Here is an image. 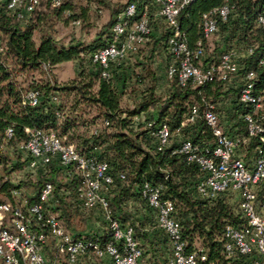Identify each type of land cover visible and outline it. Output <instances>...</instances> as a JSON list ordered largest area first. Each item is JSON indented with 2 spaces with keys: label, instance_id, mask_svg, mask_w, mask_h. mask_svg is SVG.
<instances>
[{
  "label": "trees",
  "instance_id": "16d2710c",
  "mask_svg": "<svg viewBox=\"0 0 264 264\" xmlns=\"http://www.w3.org/2000/svg\"><path fill=\"white\" fill-rule=\"evenodd\" d=\"M224 2L232 5V13L219 23L215 33L219 41L209 57L202 55L201 63L208 66L217 63L224 52L243 50L241 73L254 71L255 89L264 95V66L258 64L264 48V27L258 22L259 17L264 19V0H194L178 16L180 28L186 33L189 45L194 46L202 37V14ZM40 3L41 0L20 20L8 9V0L0 1V43L3 45L0 51V163L8 176L1 180L0 195L10 199L11 189L29 185L27 177L17 184L9 178L12 171L24 165L17 144L28 138L25 128L51 129L81 154L109 164L114 183L106 198L112 216L122 225L133 228L134 238L142 249L140 262L166 264L170 252L169 239L156 224V210L141 196V188L147 182L160 185L162 198L173 201L187 250L200 248L205 255V259H198L195 264H246L244 256L228 257L223 251L225 226L244 222L237 212L234 194L223 192L212 200L199 196L196 186L203 176L199 167L187 163L175 152L179 145L177 138L158 150L154 134L162 123H167L172 132L179 128L181 135L190 138L201 151L211 147L212 136L203 119L181 126L193 104L202 109L204 101H208L215 104L216 111L226 121L223 126L226 133L247 137L241 117L251 108L237 101L238 88L219 80L202 86H180L176 81H167L163 95H156L158 80L162 79L165 63L170 59L163 44L167 30L159 36L155 34L154 41L148 42L142 54L139 49L131 58L111 63L109 76L103 77L102 68L92 62L91 55L113 40L111 28L123 5L110 9L108 22L90 42L64 44L55 37L53 18L62 13L73 15L71 6H64L62 0L59 6L47 7L39 13L36 9ZM38 27L39 36L35 41L34 32ZM249 47H253V53L245 55ZM160 53H164L165 63L159 66L160 70L154 66L150 68L152 56ZM66 61L76 65L75 76L67 81L58 82L53 73H48L44 81L33 78L25 90L17 81L19 74L40 70L43 66L52 72ZM26 90L39 92L35 106L22 102L21 96ZM129 92L134 106L123 108L121 99ZM8 127L12 129L10 138L5 135ZM257 144L256 137H249L240 144L239 153L248 159L253 156ZM120 173L124 174L123 179L119 178ZM45 181H50L54 187L51 208L68 230L76 237L98 240L101 244L109 240L100 233L101 228L96 227L101 221L104 225L103 217L98 221L94 220L95 216L91 218L88 213L97 215L95 210L84 209L78 200L77 178L65 175L57 161L52 160L44 169L38 168L33 188L26 189L35 194ZM257 198L264 201V181L259 186ZM81 210L86 211V215L80 213ZM46 256L54 257L50 253ZM86 256L95 264L103 261L92 253Z\"/></svg>",
  "mask_w": 264,
  "mask_h": 264
},
{
  "label": "built area",
  "instance_id": "2783aa9c",
  "mask_svg": "<svg viewBox=\"0 0 264 264\" xmlns=\"http://www.w3.org/2000/svg\"><path fill=\"white\" fill-rule=\"evenodd\" d=\"M194 0H123L121 10L115 16L111 31L113 40L96 50L91 60L101 68L103 77L109 76L111 63L131 58L139 47L150 42L167 30L165 53L170 55L162 76L167 81H176L180 86L191 84L202 86L219 80L238 88L237 101L249 106L250 111L242 114L247 137L232 136L225 132L226 122L216 111L215 104L204 101L203 108L193 104L181 122L193 123L198 118L204 120L210 130L213 144L203 151L190 138L181 135L179 128L172 132L167 123H162L154 133L157 149L162 150L177 138L175 152L182 155L187 163L196 164L203 173L196 190L199 196L212 200L223 192H232L237 200V212L243 223L227 224L224 228L223 251L230 257L235 254L246 258V264H264V201L257 198V192L264 181V95L256 91V74L252 70L241 73L240 62L243 53L231 49L224 52L220 60L208 66L201 63L204 54L203 40L211 38L218 30L220 22L228 19L233 7L228 2L215 6L201 16L202 37L190 46L186 33L180 28L178 16ZM39 0H8L7 7L20 20L29 15ZM62 0H52L57 7ZM153 20L163 21L164 27L154 33ZM258 22L264 27V19ZM80 24V20L74 21ZM159 33V34H158ZM157 34V35H155ZM203 39V40H202ZM3 45L0 43V51ZM253 47L244 51L253 53ZM264 66V48L258 60ZM22 102L35 106L39 92L26 90ZM28 138L17 144L22 154L24 167L36 174L56 160L65 175L77 178L75 185L78 200L86 210H99L104 225L99 223L100 233L109 240L101 244L98 240L76 237L68 230L52 210L53 184L42 183L37 193L29 192L24 186L13 188L10 199L0 201V264H50L46 253L61 257L66 264H83V258L92 253L99 260H109L112 264H141L142 249L134 238L133 228L122 225L112 216L106 194L112 188L114 177L106 161L81 154L73 144L66 143L53 130L25 128ZM12 129L5 131L10 138ZM249 137H256L258 144L253 156L245 158L239 153L241 143ZM17 184L19 179L9 177ZM123 179L124 174L120 173ZM8 179L7 175L0 177ZM162 187L144 183L141 196L156 210V224L169 239L170 252L166 264H195L205 259L200 248L187 250L182 237V225L177 219L172 200L163 199ZM35 196V199L32 197Z\"/></svg>",
  "mask_w": 264,
  "mask_h": 264
},
{
  "label": "rangeland",
  "instance_id": "374dc122",
  "mask_svg": "<svg viewBox=\"0 0 264 264\" xmlns=\"http://www.w3.org/2000/svg\"><path fill=\"white\" fill-rule=\"evenodd\" d=\"M64 6L69 5L71 6V10L73 12V15H68V13H62L61 16L57 15L55 18H53L54 22V29H55V37L57 40H59L61 43L68 44L71 42H83L88 43L91 40L94 39L97 32L100 31V29L104 28V25L108 22L110 17V9L111 8H117L119 9L123 5V0H63ZM52 3L51 0H41V3L37 7L36 11L39 13H42L45 11V9L48 7L52 9ZM79 19L80 24L74 23L75 20ZM164 24L163 21L160 20H153L152 22V28L154 30V33H157V29L163 28ZM39 36V27L34 32V40L37 41ZM154 41V37H152L151 42ZM219 41V35L214 34L211 38L205 41V51L204 56L209 57L211 55V52L214 48V46ZM149 43H146L144 46H140L139 49L141 50V54L143 51L147 50L146 46L149 45ZM243 50L239 49L238 53H242ZM214 59V58H212ZM73 62V61H72ZM74 63V62H73ZM150 68L152 66L158 67L160 70L161 66V60L159 59V54H154L152 56ZM75 63L73 66L70 64L61 65L59 67H56L52 72L49 71L47 67H42L40 70L36 71H28L24 72L23 74H19L17 76L18 83L21 84L23 90L26 89V86L28 85V82H30L33 78L34 81H44L46 78H48V73H53L56 80L58 82H64L69 80L70 78L75 76L76 68ZM51 75V74H50ZM167 80L162 76V79L158 80V86H156V95L161 96L163 95V90L165 89ZM131 93L126 94L121 99V106L123 108H132L134 106L135 101H132L130 99ZM22 160V159H21ZM19 160L18 162H23ZM9 162V161H8ZM5 169L4 165L0 163V177L2 175H5ZM13 174H9L10 177H15L16 180H21L24 177H27L29 179V185H25L26 188L32 189V184L35 181V175L33 173H29L30 171H27L24 165H21L20 168H17L16 170L12 171ZM25 184V183H24ZM3 196L0 195V200H3ZM97 215H92L93 212H89L91 218H96L94 220L98 221L101 220L102 214L99 210L94 211ZM80 213H83L86 215V211H80ZM82 215V214H81ZM100 218V219H98ZM102 222V221H101ZM101 222H99L101 224ZM93 223V221H92ZM103 224V223H102Z\"/></svg>",
  "mask_w": 264,
  "mask_h": 264
},
{
  "label": "crops",
  "instance_id": "0c3cea01",
  "mask_svg": "<svg viewBox=\"0 0 264 264\" xmlns=\"http://www.w3.org/2000/svg\"><path fill=\"white\" fill-rule=\"evenodd\" d=\"M0 1H5V0H0ZM164 54V53H163ZM162 53L159 54V59L161 60V64L165 63V58L164 55ZM65 64H70L71 66L74 65V63L72 61H66V62H62L61 64H59L57 67L61 66V65H65ZM98 228V226H96ZM87 229V228H86ZM50 264H66L65 261L63 260V258L61 257H56L54 255L53 258L49 259ZM83 264H95L89 256H85L83 258ZM99 264H109L108 260L105 259L103 260L101 263ZM141 264H143V262H141Z\"/></svg>",
  "mask_w": 264,
  "mask_h": 264
}]
</instances>
